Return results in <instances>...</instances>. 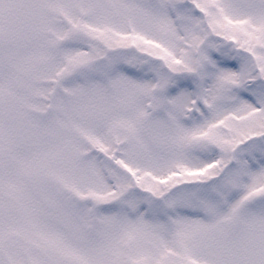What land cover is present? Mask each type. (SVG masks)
Here are the masks:
<instances>
[{"label": "snow or ice", "instance_id": "1", "mask_svg": "<svg viewBox=\"0 0 264 264\" xmlns=\"http://www.w3.org/2000/svg\"><path fill=\"white\" fill-rule=\"evenodd\" d=\"M0 264H264V0H0Z\"/></svg>", "mask_w": 264, "mask_h": 264}]
</instances>
